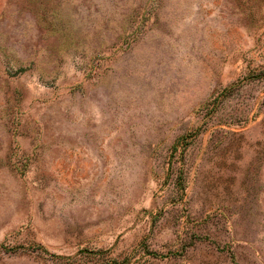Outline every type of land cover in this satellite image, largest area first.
I'll list each match as a JSON object with an SVG mask.
<instances>
[{
    "label": "rangeland",
    "instance_id": "374dc122",
    "mask_svg": "<svg viewBox=\"0 0 264 264\" xmlns=\"http://www.w3.org/2000/svg\"><path fill=\"white\" fill-rule=\"evenodd\" d=\"M0 264H264V0H0Z\"/></svg>",
    "mask_w": 264,
    "mask_h": 264
}]
</instances>
